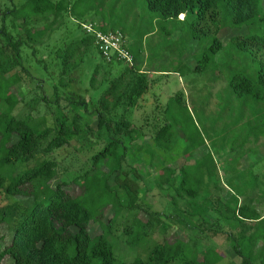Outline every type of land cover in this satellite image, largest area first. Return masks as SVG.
Returning a JSON list of instances; mask_svg holds the SVG:
<instances>
[{
	"label": "trees",
	"instance_id": "obj_1",
	"mask_svg": "<svg viewBox=\"0 0 264 264\" xmlns=\"http://www.w3.org/2000/svg\"><path fill=\"white\" fill-rule=\"evenodd\" d=\"M119 2L117 0L109 10L110 0H26L20 6L0 10V197L33 198L27 208L8 204L0 209V225L8 224L13 229L11 244L0 249V264L6 258L11 264H217L218 258L212 252L191 251L181 241L155 244L145 258L131 263L117 260L110 238L116 218L124 210L144 211L149 218L147 223L136 219L124 231L131 247L146 243L153 228L151 218L163 216L153 213L145 204L141 187L145 175L135 168L126 170L128 145L147 137L153 143L147 151L150 166L160 168V175L153 184L172 195L171 201L176 208H180V203L185 206L184 210L180 208L183 217L172 218L187 231L226 235L233 252L241 259L240 264H264V216L254 206L252 197L260 187L253 173L254 166L242 171L238 168L243 155L231 159L225 172L229 176L223 181L210 152L195 160L193 165L180 169L167 164L159 153L174 152L180 134L187 143L183 157L189 161H193L192 154L205 145L182 94L168 105L165 121L153 119L149 123L146 120V125L137 127L129 120V110L134 109L150 90L151 81L137 64L141 55H135L128 45L134 66L118 61L109 63L99 53L94 37L86 35L82 29V24L97 23L101 31H120L126 39L113 19ZM134 3L137 4V0ZM144 6L164 36H172L176 31L179 40L204 47L193 72L203 73L212 67L214 74L227 78L229 105L238 112L234 124L242 132L235 144H240L243 154L250 152L245 150L252 141L264 140V0H144ZM66 19H71L84 35L56 50L62 72L59 85L53 86L56 100H50L46 94L39 95L37 100L53 112L52 105L66 110L61 106L65 99L70 107L69 115L56 117L53 127L48 125L46 117L19 119L14 112L25 99L13 94L11 89L25 78L31 83L37 81L23 63L22 50L28 47L37 57V45L58 30L59 22ZM170 22L183 25L185 29L178 27L170 31L167 27ZM38 25L43 28L39 30ZM225 33L230 35L226 41L223 39ZM90 51L100 54L106 75L113 70H123L105 79L106 89L91 112L85 98H75L68 92L69 97L63 99L58 94L59 87L66 88L74 81L71 73L75 66L70 62L81 52L82 57L87 56L91 62L93 53ZM138 51L141 53L140 48ZM222 56L225 61L220 59ZM37 64L47 70L44 61L37 60ZM100 69H103L101 65L95 67L91 87L98 82ZM8 71L17 72L8 77ZM66 78L68 81L64 84ZM40 83L35 87L39 92L42 90ZM122 107L124 110L119 116ZM82 111L96 118V126H88L87 132L89 135L95 133L97 139L95 143L89 140L86 144L93 169L73 179L82 189L81 196L74 198L65 190V183L54 189L50 187L58 169L57 162L50 156L83 131L79 129ZM178 121L181 129H178ZM147 125H150L149 133L144 129ZM237 149L234 145L232 151ZM252 152L256 156L254 150ZM155 159L160 161L158 166L153 163ZM103 167L108 169L107 174ZM223 192L229 193L227 200ZM108 207L114 210L115 217L102 224ZM184 215L198 222V227H191ZM209 216L216 217L214 223L206 221ZM93 222L101 224L103 230L96 237L89 232ZM259 245L260 251H255Z\"/></svg>",
	"mask_w": 264,
	"mask_h": 264
},
{
	"label": "rangeland",
	"instance_id": "obj_2",
	"mask_svg": "<svg viewBox=\"0 0 264 264\" xmlns=\"http://www.w3.org/2000/svg\"><path fill=\"white\" fill-rule=\"evenodd\" d=\"M25 1L0 0V10L20 6ZM52 1L58 2L59 0ZM115 2L117 0H110L108 9L114 6ZM113 19L117 24L116 26L121 28L125 34L132 52L137 56L141 55L137 64L141 73L146 74L151 81L150 90L134 109L129 110L127 114L129 120L137 127L146 125V120L149 123H152L153 119L161 122L165 121L167 120L166 112L168 105L178 94H182L184 102L193 118L195 128L201 134L205 145L203 148L197 149L192 154L194 160L189 161L183 157V151L187 147V143L184 142V137L180 134L174 152L170 154L160 152L159 154L167 164H172L174 167L180 169L184 165H193L195 160L206 156L210 152L209 154L217 163L218 172L223 181L229 176V174L225 173L226 167L230 166L227 162L243 155L241 166L238 169L243 171L248 169L249 166H254L253 173L258 177L260 187L252 193V197L254 198V206L261 216H264V140H260L257 143L252 141L246 147L245 151H250L246 152V154L242 153L243 148H240V144H235L242 132L239 126H235L234 124L238 112L229 105L230 92L227 78L214 74L215 72L212 67L203 73L193 72L204 47L196 42L186 44L183 39L179 40L180 38L175 36L176 31L172 36H164L158 24H156L157 22L151 18L146 6H144V0H137V4L134 3V0H120ZM180 19H183V16ZM59 24L58 30L45 36L40 44L37 45V57L32 55V51L28 47L22 50L23 63L31 74L37 78V81L31 83L30 79L25 78L22 83L11 89L13 94L18 95L21 99H25L17 106L14 112L15 117L23 119L31 116L35 120L46 117L50 127L55 126L56 117L69 115L70 107L67 106L68 102L64 99L65 97H69L70 94L68 95V92L72 93L75 98L81 96L88 100L89 112H91L96 107L101 93L106 89L104 87L105 79H111L123 71L122 69L113 70L110 71V75L108 76L103 67L104 64L101 56L96 51H90L93 53L91 54V62L86 59L87 56L82 57V52L77 54L70 62V65L75 66V69L71 73L74 77L73 83L66 88H58V94L64 99L61 101V106L66 107V110L61 111L57 109L56 105H52L53 112L48 110L45 104L37 99L39 95L46 94L50 100H56L53 86L58 83V79L62 73L56 50L68 45L72 41L78 40L84 35L82 31L77 30V25L71 19L61 21ZM167 27H169L170 31L178 27L182 30L185 29V26L174 22H170ZM42 28L43 25H38L39 30ZM229 37L230 35L225 33L223 36L224 41ZM138 48H140L141 53L138 51ZM220 59L225 61L223 56ZM37 60L44 61V64L47 65V70H44L42 64L39 66ZM97 65H101L103 69H100L101 71L98 74V82L91 87V80ZM17 71H8L9 74L7 76L10 77ZM67 81L68 78L65 79L64 84ZM38 82H42L43 91L41 90V92L35 89ZM123 110L124 108L122 107L119 111V116L122 115ZM0 111H2V108H0ZM82 115L83 119L79 123V129H83V131L79 135L70 138L68 145L50 156V159L55 160L58 164L57 177L50 183V187L54 189L56 186L65 183V190L69 191L74 198L81 196L82 189L77 183H73V179L85 170L93 169L91 154L87 152L86 144H88L89 140L95 143L97 139L95 133L89 135V132H87L88 126H91V128L96 126V118L89 117L83 111ZM179 123L180 121H178ZM149 127L150 125H147L144 128L146 129L145 131ZM178 129H181L180 124ZM147 133H149V130ZM234 145L239 149L233 152L232 148ZM152 147L153 143L150 137L128 145L125 164L126 170L135 168L140 174L145 175L141 181V187L145 193V204L151 207L153 213H161L163 216L161 218L159 216L151 218L153 228L146 243H141L137 247H131L128 244L129 237L125 235L124 231L127 227L133 225L132 223L136 219L147 223L149 218L144 211L124 210L116 218V224L110 238L117 260L131 263L137 258H145L147 251L155 244L165 241L174 244L177 241H181L191 251L212 252V255L218 258L217 264H240L241 259L233 252L231 242L226 235H200L196 232L187 231L182 228L176 218H172L173 216L183 217L181 209L184 210L185 206L180 203L181 209L176 208L171 201L172 195L162 192L153 184V180L157 179L160 175V168L156 169L154 166H150L151 158L147 154V151ZM251 150H254L256 156L253 155V152L251 153ZM159 162V160L155 159L153 163L155 166H158ZM102 170L104 174L108 173L106 167H103ZM149 176H151L150 179ZM223 194L224 200H227L229 193L223 192ZM32 202L33 198L30 197L3 195L0 197V209L6 207L8 204H16L27 208ZM114 217V210L108 207L104 211L102 224H107ZM184 217L191 227H198V222H195V220L191 221L186 215ZM215 220V216L212 219L210 216L206 218V221L210 223H214ZM89 232L92 237L99 236L103 232L101 224L91 223ZM12 238V227L8 224H1L0 249L3 250L9 246ZM260 249L261 245L257 246L255 251H260ZM3 264H11V260L6 258Z\"/></svg>",
	"mask_w": 264,
	"mask_h": 264
},
{
	"label": "built area",
	"instance_id": "obj_3",
	"mask_svg": "<svg viewBox=\"0 0 264 264\" xmlns=\"http://www.w3.org/2000/svg\"><path fill=\"white\" fill-rule=\"evenodd\" d=\"M82 29L86 35L94 37L96 47L104 60L109 63L118 61L134 66L133 54L120 31L103 32L97 23L82 24Z\"/></svg>",
	"mask_w": 264,
	"mask_h": 264
}]
</instances>
